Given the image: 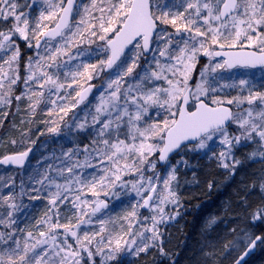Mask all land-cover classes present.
Returning <instances> with one entry per match:
<instances>
[{"label": "snow or ice", "instance_id": "obj_1", "mask_svg": "<svg viewBox=\"0 0 264 264\" xmlns=\"http://www.w3.org/2000/svg\"><path fill=\"white\" fill-rule=\"evenodd\" d=\"M257 67L264 69V0H0V127L24 112L21 125L42 116L48 133L64 124L84 136L33 169L18 192L14 180L0 184L9 188L0 193V264H114L151 249L167 256L161 225L182 207L173 153L207 149L234 175L243 162L235 149L251 142L247 158L264 161V91L254 79L223 74ZM102 74L97 102L79 117L74 110ZM30 133L21 129L20 142ZM31 151L4 155L0 164L23 168ZM158 165L167 166L164 175ZM118 187L136 199L112 217L101 195L118 197ZM258 187L264 193V176ZM25 196L46 202L38 217L25 211ZM140 209L151 215L141 219ZM246 211L253 225L264 223V200ZM243 231L202 249L198 264H224L243 241L231 261L242 264L264 244V235Z\"/></svg>", "mask_w": 264, "mask_h": 264}, {"label": "trees", "instance_id": "obj_2", "mask_svg": "<svg viewBox=\"0 0 264 264\" xmlns=\"http://www.w3.org/2000/svg\"><path fill=\"white\" fill-rule=\"evenodd\" d=\"M250 70L256 71L257 69L250 68ZM100 78L93 81L100 80ZM262 83H264V76L259 80L258 85V89L264 91V88L260 87ZM74 111L78 113L79 108ZM24 117V112L18 115H10L9 119L4 121V127H0V140L4 141L6 146L5 153L20 151L31 145L32 141H37L36 147L23 168L0 166V169L2 168L4 173L8 175L0 177L3 178L0 180V184L14 180L17 192L22 179L26 185L30 183L28 176L33 169H43L46 164L53 163L54 161L51 159L53 154L59 156L61 148L71 147L73 140H84L83 134L77 137L64 124H61L59 134L48 133L45 126L39 123L42 119L39 116H37L35 124L21 125L20 120ZM71 117L72 113L65 117L68 124L72 123ZM13 123L16 125L15 128ZM27 127H31L30 137L21 143L20 130ZM41 132L44 134L41 135ZM12 139H16L17 144H11ZM190 147L192 146L189 145ZM211 147L215 148L217 152L219 151L215 144ZM254 148L255 144L249 142L235 149V155L243 162L237 167L234 175H230L228 170L219 167L218 161L211 156V152L208 150L185 152L184 148L171 157L169 164L175 165L177 169V182L175 183H178L177 192L182 207L179 209L180 215L175 220L166 225H161L164 247L168 255L161 256L156 249H151L148 254H141L140 257H133L124 253L114 264H173V261L175 264H198L202 260L201 250H209L211 244L219 248L224 242L236 240L243 236V230H247L253 236L264 235V223L256 222L253 225L249 219L248 211H246V209L250 210L251 207H255L264 200V193L258 187L260 178L264 176V161L247 158ZM46 157L49 159L46 160ZM182 159L187 161L186 165L178 163ZM55 162L58 163V161ZM164 167L158 166V169L164 172ZM124 179L129 180L132 177L128 176ZM253 182H257L256 187H252ZM209 183L212 184L211 188L208 187ZM8 191L9 188H0V193L7 194ZM115 191L119 193L118 197L110 194L105 198L102 194L101 198L106 199L107 202L124 213L135 201L134 194L129 190L128 192L120 190L119 187ZM23 203L29 205L25 211L33 215L35 207L39 203L45 204L46 202L43 200L29 201L25 196ZM145 211L139 210L141 218L145 216L143 213ZM19 215L21 226L26 219L23 213ZM211 217L218 218L217 224L208 227V221ZM233 228L236 229V232L230 231ZM245 246V243L241 241L240 247L232 252L224 264H230ZM244 264H264V244L258 242L255 252Z\"/></svg>", "mask_w": 264, "mask_h": 264}, {"label": "rangeland", "instance_id": "obj_3", "mask_svg": "<svg viewBox=\"0 0 264 264\" xmlns=\"http://www.w3.org/2000/svg\"><path fill=\"white\" fill-rule=\"evenodd\" d=\"M84 2H88V0H84ZM86 47V46H85ZM93 47H95L93 45ZM27 52V51H25ZM96 58L93 57V59L90 61V62H95ZM204 63H207V58H202L201 60V65L198 66V69L197 71H199V67H202V65ZM264 69H257L256 71H251L250 68L249 69H245V68H236V69H233L229 72H225L223 73L226 77H232L233 79H239V78H249V79H254L256 84H257V87H259V80L264 76ZM106 79V75H104L102 78H100L99 82H97V86H96V89L94 90V93L93 95L91 96V98L88 99V101L85 102V104L81 105L79 107V112H78V115L79 117H83V109H85V107H92L97 101H96V96H98L99 94V88L100 86L104 83ZM234 94V93H233ZM41 118H43L42 116H39ZM43 126V125H42ZM192 147L190 148H185V152L188 151V152H191V151H200V152H204L206 151L207 149H204V150H191ZM20 150V149H19ZM6 152V146L4 144V141L0 140V156L3 155L4 153ZM165 168V171H161V175H164L166 170H167V166L164 167ZM88 171H91V169H89ZM3 175L8 176L7 173H4L3 169L1 168L0 169V177H2ZM4 177V176H3ZM120 190H124V191H127L128 192V189H121ZM132 194V193H131ZM134 194V199H136L135 197V193ZM114 196V195H113ZM115 197V196H114ZM117 198V197H116ZM115 198V199H116ZM109 204V207L108 209L104 210L105 213H107L108 215L112 216V217H117V216H121L123 215V212H121L118 208H115L110 202H108ZM45 207V204L43 203H39L36 207H35V212L33 214V217H38L40 212L43 210V208ZM166 211H169V212H172L174 211V208L173 206L169 205L168 208L166 209ZM145 216H150L151 213L146 210L145 212H143ZM143 218V217H142ZM141 218V219H142ZM173 221V220H172ZM172 221H168L166 224L172 222ZM27 222V221H26ZM33 222H34V219H33ZM150 223V222H149ZM164 224V225H166ZM137 227H139V225H137Z\"/></svg>", "mask_w": 264, "mask_h": 264}, {"label": "water", "instance_id": "obj_4", "mask_svg": "<svg viewBox=\"0 0 264 264\" xmlns=\"http://www.w3.org/2000/svg\"><path fill=\"white\" fill-rule=\"evenodd\" d=\"M260 67H257V68H254V69H259ZM102 75H104V74H102ZM94 86H96V82H91ZM94 89H95V87L93 88V91H94ZM93 91H92V93L88 96V98L93 94ZM36 144H37V141L36 142H34V143H32L31 145H29L28 147H26L25 149H23V150H21V151H24V150H26V149H28L29 147L32 149V151L34 150V148L36 147ZM32 151L29 153V156H28V158L26 159V162H25V165H26V163L28 162V160H29V157H30V155H31V153H32ZM18 152V151H17ZM12 153H14V152H11V153H7V154H12ZM7 154H4V155H7ZM176 153H173L171 156H170V158L171 157H173L174 155H175ZM4 155H2V156H0V158H3V156ZM169 158V159H170ZM24 165V166H25ZM0 166H3V167H6V168H10V167H15V168H21V167H19V166H15V165H3V164H0ZM160 166H162V165H160ZM143 210H147V209H143ZM258 243V242H257ZM246 247V246H245ZM245 247L242 249V251L245 249ZM256 248H257V246L255 247V248H253L249 253H248V255L244 258V261L242 262V264H244V262L255 252V250H256ZM241 251V252H242ZM240 254V253H239ZM238 254V255H239ZM237 255V256H238ZM231 264V263H230Z\"/></svg>", "mask_w": 264, "mask_h": 264}, {"label": "bare ground", "instance_id": "obj_5", "mask_svg": "<svg viewBox=\"0 0 264 264\" xmlns=\"http://www.w3.org/2000/svg\"><path fill=\"white\" fill-rule=\"evenodd\" d=\"M169 160H170V159H169ZM158 166H159V167H162V166H164V165H162V166L158 165ZM26 221H27V220H25V221L23 222V224L26 223ZM23 224H22L21 226H23Z\"/></svg>", "mask_w": 264, "mask_h": 264}]
</instances>
